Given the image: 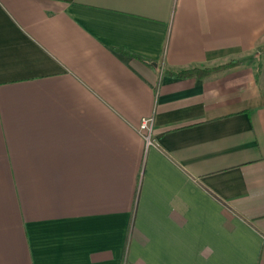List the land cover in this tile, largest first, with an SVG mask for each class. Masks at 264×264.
I'll list each match as a JSON object with an SVG mask.
<instances>
[{
	"label": "crops",
	"instance_id": "obj_1",
	"mask_svg": "<svg viewBox=\"0 0 264 264\" xmlns=\"http://www.w3.org/2000/svg\"><path fill=\"white\" fill-rule=\"evenodd\" d=\"M263 47L264 0H0V264H264Z\"/></svg>",
	"mask_w": 264,
	"mask_h": 264
},
{
	"label": "trees",
	"instance_id": "obj_2",
	"mask_svg": "<svg viewBox=\"0 0 264 264\" xmlns=\"http://www.w3.org/2000/svg\"><path fill=\"white\" fill-rule=\"evenodd\" d=\"M264 49V47L262 48ZM127 54V52H125ZM130 55L131 57H134L135 59H139L142 60L148 64H153V62L145 60L143 58H140L136 55H132V54H127ZM241 63V60H232L230 62L227 63H223V64H219L217 66L211 67V68H192V69H187V70H182L181 71H171V72H167V75L175 77V78H188V77H196L199 79H205L211 76H214L218 73H221L223 71H226L228 69H231L233 67L238 66Z\"/></svg>",
	"mask_w": 264,
	"mask_h": 264
},
{
	"label": "built area",
	"instance_id": "obj_3",
	"mask_svg": "<svg viewBox=\"0 0 264 264\" xmlns=\"http://www.w3.org/2000/svg\"><path fill=\"white\" fill-rule=\"evenodd\" d=\"M153 119H154L153 116H148L140 120L141 122L139 124L138 131L140 134L143 135V137H145V141L147 144L146 146L156 143V140L153 138V135L151 133L154 125Z\"/></svg>",
	"mask_w": 264,
	"mask_h": 264
}]
</instances>
